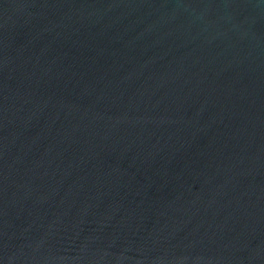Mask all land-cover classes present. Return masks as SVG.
Segmentation results:
<instances>
[{"label": "water", "instance_id": "1", "mask_svg": "<svg viewBox=\"0 0 264 264\" xmlns=\"http://www.w3.org/2000/svg\"><path fill=\"white\" fill-rule=\"evenodd\" d=\"M0 264H264V0H0Z\"/></svg>", "mask_w": 264, "mask_h": 264}]
</instances>
